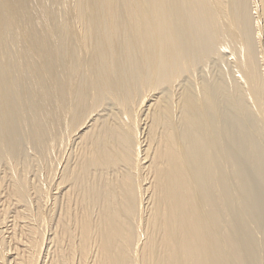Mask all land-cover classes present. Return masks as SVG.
Returning a JSON list of instances; mask_svg holds the SVG:
<instances>
[{"label":"bare ground","instance_id":"6f19581e","mask_svg":"<svg viewBox=\"0 0 264 264\" xmlns=\"http://www.w3.org/2000/svg\"><path fill=\"white\" fill-rule=\"evenodd\" d=\"M0 264H264V0H0Z\"/></svg>","mask_w":264,"mask_h":264}]
</instances>
